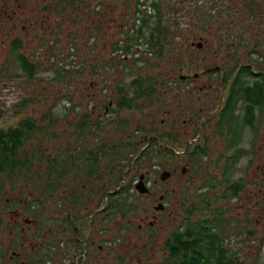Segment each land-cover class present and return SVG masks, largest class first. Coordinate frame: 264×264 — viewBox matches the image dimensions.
Segmentation results:
<instances>
[{
    "label": "flooded vegetation",
    "instance_id": "1",
    "mask_svg": "<svg viewBox=\"0 0 264 264\" xmlns=\"http://www.w3.org/2000/svg\"><path fill=\"white\" fill-rule=\"evenodd\" d=\"M105 1L108 0L103 2ZM214 2L228 3L229 7L237 10L235 24L238 26L235 33L240 44L243 33V10H254L253 13L258 15L260 10L264 9V0H214ZM88 3V0H0V20L13 25L25 19L29 26L40 21V29L36 30L46 39H54V45L58 43L60 52L67 35L70 34L71 38L75 39L79 33L78 26L83 9L91 8L94 17L91 18V10L87 12L93 24L89 28L92 38L87 51L91 57L95 59L109 51L108 55L111 56L112 63L125 66L124 61L126 62L128 55H131V62L134 60L143 62L141 68H153V65L145 64H150L147 61L154 54L153 50H150L143 42L137 30L142 25V18L147 19L155 14L154 6H151L149 14L140 8L133 7L130 25L120 26L121 31L128 30L125 37L119 40L121 45L127 36L135 38V41L129 42L130 48L125 52L122 49L114 51L116 42L112 44V47L109 44L113 40L114 7L102 2L96 3L97 7L96 4L90 6ZM210 3H213V0H210ZM162 12L165 14L163 10ZM210 15L200 19L204 31L205 23L212 21ZM95 17L99 19V22L94 20ZM221 25L222 38L216 35L220 40L221 48L215 55L225 57L222 51L231 50L234 44L228 42V22L223 20ZM169 34L172 35L173 32ZM206 35L201 39L212 35L209 27ZM188 38L194 40L196 36L190 33ZM185 47L179 55L180 58L182 54H185V63L193 68L197 67L198 63H194L196 56L193 55L196 52L204 53L203 43L190 42ZM115 52L119 54L118 58L114 56ZM230 53L233 54V52ZM94 59L93 67L98 65L100 69L96 71L113 70V64L101 67ZM190 69L187 67L188 71ZM204 70L203 72L195 71L191 76H177V86L192 84L198 81L199 77L210 78L211 74L220 77L223 71H226L220 66ZM146 73L142 72L140 76H145ZM136 78L128 82L125 92L118 88L115 91L116 97L106 105L98 107L94 105L92 108V112H98L96 116L100 118L98 121H92L96 127L92 131L94 135H89L90 137L103 139L101 135L105 134L114 137L122 136L126 140L122 144L114 142L112 146L116 149L112 146L99 145L85 153L79 145L76 150L77 156L73 154L65 156L62 153L61 158H74L77 164L74 163L76 165L74 173L70 172L60 179L61 199L58 209L54 210L55 213H51L45 207L44 211L41 210V215L38 211L40 209L36 210L35 206H32L30 211H26L27 201L19 209L7 211L8 203L10 204L17 197L6 196L3 190L0 191V203H4V207L0 208L2 214L0 227L3 224L4 215L12 217L8 219L9 230L6 240H0V264L7 257L8 264H52V260H54L53 263L60 264L62 252L66 257H69L71 253L76 258L75 264L78 261L82 264H127L128 256L126 255L130 252L131 232L136 233L133 238L137 248L135 256L138 264H197L194 262L195 259L200 264H211L212 262L209 263L211 236L222 250H226L227 246H230L226 244L231 241H235L236 245L239 243L246 245L247 248H264L263 217H260L261 221L249 219L250 215L255 214L254 210L264 205V186L261 188L264 178L258 172V169L262 167L257 161L258 142L256 141L259 135L262 136L264 133V122L257 129L254 128L253 133L250 128H245L244 134L247 131L250 136L246 147L243 145L244 135L241 140L230 144L226 137L231 138L229 129L232 124L221 121L226 116L221 112L226 108L229 83L218 81L220 86L218 90L222 92L221 100L217 107H214L217 103L213 102L212 105H207L209 112L194 108V97L199 96L196 104H200V100L206 96L208 89H205L206 87L194 89L190 94L191 104L188 106V111L159 113L155 109L146 114L147 122L142 129H137L134 133L130 132L131 122L122 119L120 115L124 112H139L138 106L136 109H127L119 105V99L132 98L137 105L144 102L149 108H154L156 102L151 105L149 102L155 99L154 94L156 95L159 86L165 85L168 88L176 84L171 77L167 82L155 80L152 87L157 89L150 97L152 99L148 100L144 96L145 88L137 91V85L134 83ZM178 80L181 82L179 83ZM137 94L140 95L139 98H136ZM239 111L240 115H244V107L240 102L234 112L237 114ZM87 116L89 115H84L80 119ZM89 118L92 117L89 116ZM106 121L110 126L108 129L105 127ZM218 124L222 126L221 133L217 130ZM88 128L86 121H83L80 126L83 135ZM110 128L111 131H109ZM193 130H197L195 137H193ZM147 135L149 137L146 138ZM76 137L79 139V135ZM153 139L155 144L151 145ZM139 141L144 145H139ZM210 141H215L217 146L211 147ZM136 145L140 146V150L133 155L132 152L135 151L133 147ZM196 147L198 148L197 156L193 152ZM130 150L131 154L128 155ZM146 151L155 152L156 155L152 157L147 154L142 155ZM218 151L220 156L216 154ZM99 152L102 153L101 158L107 157L110 153L105 168L109 176L107 184H102L101 181L103 172L100 171ZM81 156L84 157L77 160V157ZM146 161L153 164V167L149 168L152 170L140 172L136 179L130 180V168L131 171L136 169L134 163L144 166ZM238 166L241 173L235 176V169ZM125 173L127 177H122ZM154 173L155 177H152ZM164 173L169 175L162 177ZM69 176L75 179L71 187L67 184ZM140 181L143 184L141 188H144L145 192H140L137 188ZM113 185L117 188L110 190L109 188ZM179 187L180 193H176L175 190ZM195 188L196 192H194ZM104 195L106 201L101 209L87 216L81 214L83 207L87 209L92 205L93 197L97 196L99 201ZM134 196H136V203L133 202ZM42 197L44 200L45 195ZM89 199H91L90 203ZM35 204L37 202L33 205ZM58 213H61V216ZM25 214L32 215L33 219H26ZM134 222L137 223L136 226ZM260 223H262L261 229L258 227ZM22 224L25 225L22 226ZM248 224L252 228H249ZM15 228L19 231L20 239H14L16 233L13 229ZM0 231L3 232V227ZM11 247H14L16 251L8 256L5 253ZM200 247L206 250L201 251ZM233 257L237 260L236 255ZM239 263L242 264V261L240 260Z\"/></svg>",
    "mask_w": 264,
    "mask_h": 264
},
{
    "label": "rangeland",
    "instance_id": "2",
    "mask_svg": "<svg viewBox=\"0 0 264 264\" xmlns=\"http://www.w3.org/2000/svg\"><path fill=\"white\" fill-rule=\"evenodd\" d=\"M88 1L90 6L102 2L105 5L108 3V5L114 7L115 23L113 40L109 42L112 47L113 43L119 42V40H122L125 37L126 31H121L120 26L130 25L133 18L131 9H133V1L135 0H108L107 2H103L104 0ZM159 2L165 13V19L163 20L164 28L168 30L169 27L168 33L173 32V34L166 37V43L164 42L165 40H161L163 46L162 53L160 54L161 57L157 58L153 54L150 60L147 61L150 64L145 63L147 66L153 65V68L148 69L141 68L143 67V62H136L135 65H133L131 62V55H128V60L126 62L124 61V63H126L125 66L112 63L111 56L108 55L109 51H106V54L103 56H97L95 59L89 55V52L87 51L92 38L89 28L92 27L93 24H91V19L88 17L87 12L91 10V18H93V9L91 8L83 9V15L78 26L79 33L75 39H72L70 34L67 35V38L63 41L64 44H62L60 53L58 43L54 45V39H46L40 32H38L40 29V21L33 25L30 24L29 26L28 21L25 19L24 21L21 20V22L13 25L7 23V21L0 20V110L2 112V119L5 120V123H0V125L12 124L13 122L16 123L18 120L25 118L34 120L36 124L45 127V132L47 134V140L41 142V146H36L34 149H43L45 151V158H61L62 153H64L65 156H70L71 154L77 156L76 150L79 145L81 146L82 151L86 153L94 146L100 145L107 147L112 146L114 142L122 144L126 140V138L122 136L114 137L113 135L106 136L105 134L101 135L103 139L90 137L89 135H94L92 131L96 127L92 121H98L100 118H97L96 116L98 112H92V108L94 105H96V107L103 104L106 105L107 102L114 99L116 97L115 91L118 88L125 92L128 82L135 77H141L142 79L150 77L154 81L163 80L164 82H167L171 77V80L176 81V84L170 85L168 88H166L165 85L159 86L156 95L153 93L155 99L149 102V105L156 102L154 108H149L148 105L143 102L138 105L137 110L139 112H124L120 115L122 119L131 122L130 132L134 133L135 130L142 129L147 122L146 118H148V116L146 114L155 109H157L159 113H175L179 111L181 112L182 110L188 111V106L191 104L190 94L194 89L202 87L208 89V93L202 100H200V104H196V99H198L199 96L194 97V108H201L203 109L202 112H209L206 107L207 105H212V102L217 103L214 106L217 107L221 100L222 93L218 90L220 87L219 83H217L219 75L211 74L210 78L207 79L199 77L198 81L192 84H179L178 86L177 76H191L195 71L203 72L204 69L214 66H220L222 70H228L234 65V62H237L239 65L247 62L250 57V52L252 50H254L253 52L259 51V49H261L260 47L264 45V9H261L258 15H256V13L249 14L247 13L248 11L243 10V33L240 44L239 38L235 33L238 26L235 24L237 10L229 7L228 3L220 2L217 4L213 0V7L198 8L192 6L193 4L189 5L190 0H160ZM213 8H215V11H213ZM208 14H211L212 21L205 23L206 29L204 31L200 19ZM94 20L99 22V19L96 17ZM223 20L224 22H228V42L234 44L231 50L227 49L222 51L226 55L225 57L215 55L221 48L220 40L217 37L222 38L220 34L223 32L221 25ZM208 27L212 35L201 39L202 36H207L206 31ZM85 28L87 29L84 30ZM176 31L180 32L179 35L175 34ZM190 33H194L196 36L194 40L188 38ZM13 39H18L20 44L12 51L14 45L12 41ZM190 42H193L194 44L202 42L204 48V53H194L195 55L193 56H196L194 57V63H198V66H194V68L185 63V54H182L181 58L179 56L182 50L186 48L185 46ZM260 51H262V49ZM230 52H233V54L231 55ZM114 54L115 57H119L117 52ZM187 54H189V52ZM54 57L55 59H53ZM61 57L62 61L60 64L58 58ZM21 58L35 65L33 78L28 79L21 72ZM93 59L96 63L98 62L101 67L113 64V70L107 71L101 69V71H96L100 69L98 68V65H95V68L93 67ZM182 60H184V62H181ZM187 67L191 68L190 71L187 70ZM63 68L65 70L60 71ZM142 72L147 73L145 76H140V73ZM177 96H179V98H177ZM21 102L27 103L25 109L14 107ZM16 109L18 111L20 110L21 113L14 116ZM84 115H89L92 118L90 119L89 116H87L84 119H80ZM160 117L161 116H159V118ZM110 118L112 117L110 116ZM50 120L55 122V125H52L51 128L49 127ZM84 120L89 128L86 130V133L82 135L80 134V126ZM262 124V121H259L257 125L260 127ZM105 127L106 129L110 127L107 121L105 122ZM109 131H111V128ZM50 132H56L57 136L49 137ZM193 134V137H195L197 130H193ZM262 134V136L259 135V139L257 138L256 141L258 142L257 161L259 166L263 168L258 169V172L260 173V176H263L262 178H264V133ZM76 135H79V139H77ZM147 137H149V135H147L146 138ZM140 138L138 140H140ZM249 139L250 136L246 131L243 142L245 147L247 146ZM138 144L144 145L143 143H140V141ZM209 144L211 147L217 146L215 141H210ZM139 145L133 147V149L135 148V151L132 152L133 155L140 150ZM31 148H33V146ZM181 149H183V147ZM130 154L131 150L128 151V155ZM216 154L220 156L219 151L216 152ZM109 156L110 155H107V157L102 156L100 160V171L103 172L101 180L102 184L108 183L109 176L105 168ZM119 156L120 155L116 157ZM133 157L136 158L135 156ZM65 159L68 160L69 158ZM65 159L61 158L59 160L64 163V166L60 167V172L63 171L62 174L59 173L61 177L69 174V163L64 161ZM51 161L50 163H41L39 168L33 169V174L36 176L32 175V178L36 177L37 179H40V184L37 183V185L42 184L40 174L45 172V178H47L46 172L51 169L49 165L51 164ZM146 163L144 166L134 163L136 169L131 171L130 168V180L136 179L140 172L144 173L145 170H152L149 168L153 167V164L147 161ZM34 164L37 163L34 162ZM72 165L75 164L72 163ZM155 169L158 170L157 168ZM161 170L162 169L160 168V171ZM240 173L241 169L238 166V168L235 169V176ZM117 174L118 172L116 175ZM126 174L127 173L123 174L122 177H127ZM152 177H155V173ZM54 178L56 179L57 177ZM47 182L49 181L47 180ZM73 183H75V179L72 176H69L67 179L68 187H71V184ZM261 183V188H263L264 181ZM24 186L25 184H19L17 187L9 188L7 184H5L3 192L6 196H15L17 198L22 197L27 203L34 204L37 202L35 207L36 210L40 209L38 211L41 215V207H43V211L46 207L51 213H55L54 210L58 209L61 199L60 191L54 195L51 193L45 194L43 200L42 195L39 194V189L33 190V187L28 188ZM116 188L117 187L113 185L109 189L113 190ZM196 191L197 189L195 188L194 192ZM175 192L180 193V187L176 189ZM93 198L94 201L89 208L86 209L83 207L84 210L81 214L84 216H87L91 212L101 209L104 206L106 201L105 195L104 197L102 196L99 201L97 196ZM49 201H51V204H49ZM88 202L90 203L91 199H89ZM133 202L136 203V196H134ZM3 207L4 203L2 202L0 203V208ZM150 207L151 204L149 205V208ZM254 213L255 214L249 216L250 220L256 221L259 219V221H261L260 217H263L264 221V205H260L258 210H254ZM0 215L2 214L0 213ZM58 215L61 216V213H58ZM24 217L28 220L33 219V216L28 214H25ZM11 218V216L4 215L2 220L3 224L0 227V230L3 227V232L0 231L1 241H5L7 238L9 230L7 223L8 219ZM149 220H151V218H149ZM136 224L137 223L134 222L135 226ZM23 225L25 224H22V226ZM248 227L252 228L250 224H248ZM258 227L261 229L262 223H260ZM135 234L136 233L133 232L130 234V252L126 255L128 256L127 264H138L136 263L137 257L135 256L137 248L133 238V235ZM18 239H20V236ZM38 241L40 242V239ZM226 245H230L227 246V250L230 254L236 255L238 261L241 260L242 264H264V248H247L246 245L241 243L236 245L235 241L228 242ZM13 251H16V249L11 247L5 254L10 256ZM252 252L255 255L252 254ZM53 261L54 260H52L51 263L56 264L53 263ZM75 262L76 258L73 257L71 253L69 254V257H66L62 252L60 256V264H75ZM2 264H8V257L6 260H3ZM77 264H82V262L78 261Z\"/></svg>",
    "mask_w": 264,
    "mask_h": 264
},
{
    "label": "trees",
    "instance_id": "3",
    "mask_svg": "<svg viewBox=\"0 0 264 264\" xmlns=\"http://www.w3.org/2000/svg\"><path fill=\"white\" fill-rule=\"evenodd\" d=\"M133 3L136 4L137 0L133 1ZM152 5L154 6L155 14L147 19L142 18V25L139 27L137 32L143 39V42L148 45V48L153 50L154 55L157 58H160V54L163 50V47L161 46V40H165L164 42L166 43V37L170 34L162 24L164 14L162 12L160 2L158 0H152ZM133 7L136 8V6ZM211 7H213V3ZM213 11H215V8H213ZM253 12L254 10H248L247 13L252 14ZM126 33H128V30ZM179 33L180 32L178 31L175 32L177 35H179ZM130 41H135V38L132 39L127 36L123 41V45H120V42H116L114 51L122 49L123 51L127 52L130 48ZM13 44L12 51L18 47L20 41H14ZM260 48L262 51L259 49V51L253 52L254 50H252L250 52V57L247 62L241 65L235 62L231 69L223 71V75L218 78L219 82L225 81L229 83L227 85L228 94L226 99V108H224V110H222L223 112H221L226 114V116L225 118H222L221 121L230 122L232 124V127L229 129L231 138L226 137V140L229 141L230 144H233L237 140H241L243 138L246 127L250 128L252 130L251 133H253L254 128L257 129L258 127V122H264V45ZM53 59H55V57ZM61 61L62 57L58 58V62H60V64ZM135 61L137 60L132 62L133 65H135ZM20 70L26 76V78L30 79L34 77L35 65L21 58ZM63 70L65 69L63 68L60 71ZM178 81L179 83L181 82L180 80ZM134 83L137 85V91L145 88V98H148V100L152 99L150 97L157 89L156 87H152L153 83H155L152 78L147 77L142 79L141 77H137L136 80H134ZM139 97L140 95L137 94L136 98ZM239 102L243 104L245 112L244 115H240V111L237 114L234 112ZM119 105H123V107L130 110L136 109L138 106L134 99L132 101V98L124 97L119 99ZM14 107L25 109L27 107V103L21 102L20 104H16ZM19 113H21V111L16 109L14 116L18 115ZM0 123H5V120L2 119L1 110ZM52 125L54 126L55 122L50 120L49 127L51 128ZM221 129L222 126L218 124L217 130H220L219 133H221ZM80 134L83 135L81 131ZM50 136H57V134L56 132H50L49 137ZM46 138L47 134L45 132V127L36 124L34 120L29 118L20 119L16 123L13 122L12 124L0 125V191L4 189L5 184H7L9 188L17 187L19 184H25L24 187H33V190L39 189V194L43 196L49 193L54 195L60 191L62 187L60 182V174L63 173V171L60 172V167L64 166L63 161H59L61 158H45V151L43 149H34L36 146L40 147V143L46 141ZM153 144H155L154 139L152 140L151 145ZM32 146L33 148H31ZM193 152L195 153V156H197L198 148H194ZM144 154H147L149 157L156 155L155 152L151 153L149 151L142 153V155ZM101 155L102 153L99 152V161L101 160ZM83 157L84 156L77 157V160H80ZM93 160H95V157H93ZM50 161L51 164L49 165L51 169L47 170L46 172L47 178H45V172L40 174L42 184L37 185V183L40 184V179H37L36 177L32 178V175L36 176L33 174V169L39 168L41 163H50ZM64 161L69 163V173H74L76 171V165H72V163H76V160L73 158L68 160L65 159ZM34 162L37 164H34ZM54 177L57 178L55 179ZM47 180L49 182H47ZM24 203L25 200L22 197L17 198L11 201L10 204L8 203L6 209L7 211L17 208L19 209L24 205ZM32 206L36 205H33L32 203L26 204L25 210L30 211ZM41 210L43 211V207H41ZM13 230L16 233L14 239L18 238V229L15 228ZM209 240V263L240 264L238 259L235 260L233 255L230 254L227 249L222 250L217 245V242L213 240L212 236L209 238ZM200 250L203 251L206 249L200 247ZM194 262L200 264L198 263L197 259H195Z\"/></svg>",
    "mask_w": 264,
    "mask_h": 264
},
{
    "label": "built area",
    "instance_id": "4",
    "mask_svg": "<svg viewBox=\"0 0 264 264\" xmlns=\"http://www.w3.org/2000/svg\"><path fill=\"white\" fill-rule=\"evenodd\" d=\"M189 5H192L198 8H201V7L210 8L212 6V3H210V0H202V2L201 0H190ZM135 6L136 8H140L141 10L149 14L151 12L152 0H137V3L135 4Z\"/></svg>",
    "mask_w": 264,
    "mask_h": 264
},
{
    "label": "water",
    "instance_id": "5",
    "mask_svg": "<svg viewBox=\"0 0 264 264\" xmlns=\"http://www.w3.org/2000/svg\"><path fill=\"white\" fill-rule=\"evenodd\" d=\"M168 175H169L168 173H164V174L162 175V177H165V176H168ZM141 186L143 187L142 181H140V183H139V185L137 186V188H138V190H139L140 192H145L146 190H145L144 188H141Z\"/></svg>",
    "mask_w": 264,
    "mask_h": 264
}]
</instances>
